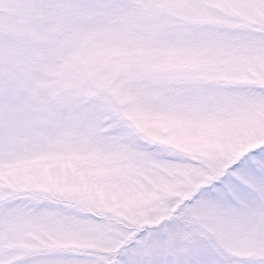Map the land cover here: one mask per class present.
<instances>
[{
	"label": "snow or ice",
	"instance_id": "snow-or-ice-1",
	"mask_svg": "<svg viewBox=\"0 0 264 264\" xmlns=\"http://www.w3.org/2000/svg\"><path fill=\"white\" fill-rule=\"evenodd\" d=\"M0 264H264V0H0Z\"/></svg>",
	"mask_w": 264,
	"mask_h": 264
}]
</instances>
